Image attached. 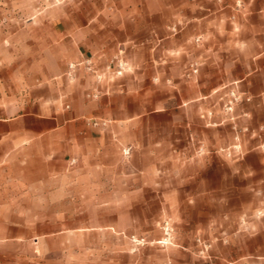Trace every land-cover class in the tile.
I'll return each instance as SVG.
<instances>
[{"label":"rangeland","instance_id":"1","mask_svg":"<svg viewBox=\"0 0 264 264\" xmlns=\"http://www.w3.org/2000/svg\"><path fill=\"white\" fill-rule=\"evenodd\" d=\"M223 2L205 0L206 15ZM122 4L0 0V117L22 102L28 114L39 106L40 115L100 135L114 125L139 127L125 129L107 155L140 158L133 169L153 170L155 185L148 196L124 197L129 209L131 200L144 205L140 212L92 213L109 229L93 230L91 245L75 231L83 213L64 218L72 235L44 247L35 239L39 214H22L28 238L16 240L13 230L0 264H264V45L243 53L239 35L231 44L213 38L211 16L196 28L158 0L148 33L101 35L111 25L105 14Z\"/></svg>","mask_w":264,"mask_h":264},{"label":"crops","instance_id":"2","mask_svg":"<svg viewBox=\"0 0 264 264\" xmlns=\"http://www.w3.org/2000/svg\"><path fill=\"white\" fill-rule=\"evenodd\" d=\"M158 1L171 4L169 6L171 12L176 11V14L178 12L187 21L194 23L196 28H202L211 16L209 18L212 26L215 27L213 38L228 36L231 44L237 42L236 37L239 35L246 46L240 48L243 53H251L252 46L264 45V0H224L222 4L211 3L212 15L209 16L205 13L207 7L205 0ZM237 1L243 2L239 10L236 8ZM122 2L121 11L116 12L115 15L105 14L106 21L111 25H107L105 31L101 30V35L141 36L148 33L154 21L150 8L153 0H122ZM232 15L235 17L234 24L230 22ZM163 20L165 19H161ZM114 29L116 32H109ZM85 54L81 48L78 50V58H83ZM144 64L149 67L150 60L145 61ZM23 90L21 84L13 91L22 94ZM35 93L39 99V84L35 85ZM31 115L37 118L34 124H28ZM60 120L59 114L47 117L40 115L39 106L38 114H28L27 106L22 105V102L13 106L8 105L2 111L0 245L12 243L13 230L19 231L20 234L14 237L16 240L22 241L28 238V218L22 216L28 212L39 214L35 227V239L39 245L43 247L56 245L61 236L72 235L75 231L80 236L79 243L83 246L91 245L93 230L109 229L107 224L93 221L92 213L140 212L141 209H145L144 205L131 200L129 209L123 202L124 197L133 198L142 192L147 196L150 192L154 193L155 185L150 183L154 171L149 168L140 172L132 167L141 163L140 158L126 162L122 156L107 155L109 147L116 145L118 148L120 135L126 131L125 129L133 131V129L139 130V127L114 125L108 128L105 134L100 135L98 131L89 130L80 124L63 125ZM30 136L35 137L36 140H28ZM72 160H76L77 163L72 165ZM14 181L18 184H15L16 189L13 191L11 182ZM29 181L33 183L29 185ZM75 213L84 214L83 226L75 231L66 230L63 225L64 220L66 218L69 220L71 214ZM61 214L64 215L61 217ZM131 219V221L136 220L133 216ZM7 259L10 260V254L7 255ZM5 261L6 255L3 254V262Z\"/></svg>","mask_w":264,"mask_h":264},{"label":"built area","instance_id":"3","mask_svg":"<svg viewBox=\"0 0 264 264\" xmlns=\"http://www.w3.org/2000/svg\"><path fill=\"white\" fill-rule=\"evenodd\" d=\"M71 68H72V69L75 68V65H71ZM129 153H130V152H129L128 150L125 151V154H126V155H129Z\"/></svg>","mask_w":264,"mask_h":264}]
</instances>
